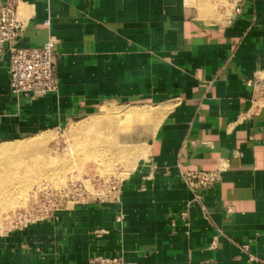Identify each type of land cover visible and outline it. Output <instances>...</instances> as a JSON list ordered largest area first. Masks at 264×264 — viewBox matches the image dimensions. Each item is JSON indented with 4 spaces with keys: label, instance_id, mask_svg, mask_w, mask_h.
Returning a JSON list of instances; mask_svg holds the SVG:
<instances>
[{
    "label": "crops",
    "instance_id": "obj_1",
    "mask_svg": "<svg viewBox=\"0 0 264 264\" xmlns=\"http://www.w3.org/2000/svg\"><path fill=\"white\" fill-rule=\"evenodd\" d=\"M15 2L26 5V27L12 46L54 35L58 89L13 94L5 45L0 140L116 104L153 108L155 118L142 122L146 140L127 142L147 151L122 178L119 203L80 200L1 233L0 264H264V0H228L230 13L210 20L196 0ZM191 170L220 172L199 200L181 176Z\"/></svg>",
    "mask_w": 264,
    "mask_h": 264
},
{
    "label": "rangeland",
    "instance_id": "obj_2",
    "mask_svg": "<svg viewBox=\"0 0 264 264\" xmlns=\"http://www.w3.org/2000/svg\"><path fill=\"white\" fill-rule=\"evenodd\" d=\"M206 1L213 6V10L216 12L213 14V10H211L214 17L217 16L219 10L225 15L230 13L232 3H228V0ZM194 4L197 5V8L199 9L198 13H201L202 11L205 12V9L202 10V3ZM203 12L198 16H203L202 18H205L206 16ZM211 17L207 18V20H210ZM260 89L262 91L264 90V83L261 85ZM111 107L118 108L119 105H111ZM111 118L109 119L110 126L105 134V140L107 141L105 144L106 151L102 154L101 152L97 153L94 151L95 153L92 155H101V161L99 163L95 162L92 156L85 157L80 150H76L74 152L75 154L72 152H66L74 141V138L69 135L68 130L72 127L78 126L81 121L72 123L68 127L66 125L60 129H52L56 138L47 142L45 148L54 153L63 151L64 156L57 160V162H54V165L50 168L52 169L50 172H52L51 174L53 176H51V178L38 179L30 184L27 191L24 192L25 194L22 193L24 195L20 196L21 199L15 201L14 206L9 207L4 204V200H7V198L0 200V234L14 229L13 226L15 225L24 226L25 223L30 222V220L38 219L56 207H61L66 203L70 206L72 205L73 200L80 197L85 198L86 194H90V197H93L98 193L100 194L104 183L109 179L112 180L113 176L120 179L124 178L123 174L126 170L132 169L136 162L140 160L138 158L141 157L143 153H137L133 157L128 155L129 157L126 156L128 159H123L118 155L115 156L111 154L110 151L114 145L119 144L120 139L126 142H141L146 140L148 136L151 135V132L146 125L142 124V122H145L143 120L136 119L128 122L117 120V117L115 116ZM124 131L128 132L120 136V133ZM39 135L40 134L36 136ZM36 136L29 137L27 140ZM14 141L16 140H0V143ZM132 146L142 147L138 144L131 145V147ZM135 158H137L138 161ZM45 167L46 164L44 165V168Z\"/></svg>",
    "mask_w": 264,
    "mask_h": 264
},
{
    "label": "bare ground",
    "instance_id": "obj_3",
    "mask_svg": "<svg viewBox=\"0 0 264 264\" xmlns=\"http://www.w3.org/2000/svg\"><path fill=\"white\" fill-rule=\"evenodd\" d=\"M196 1L197 3H201L205 2L206 0ZM202 4V10L205 9V12L202 11L203 14L205 13V18H210L211 15L212 17H214V13H211L212 9L207 6V3ZM25 6V4L19 3V9L17 8L18 17L20 19L24 17V10H22V7ZM201 13H198V15H201ZM147 109L139 110L135 109L134 107L130 108V106L116 109L110 107L101 108L98 113L89 116L88 118L82 120L80 124H78V126L72 127L68 130L69 135L74 138V141L73 143H71L68 148L69 150H67L66 152H72L73 154H75L74 152L76 150H80L81 152H83V155L85 157L92 156L93 153H95L94 151H96L97 153L101 152V154L104 153L106 151L105 144L107 142L105 140V134L110 126L109 119L115 116L117 117V120L121 121L129 122L136 119H145L147 121L150 120V123L152 122L151 119L155 118V109ZM158 112H161V110H159ZM158 118L159 115L157 116V120H155V123H158ZM53 138H56V135L52 130H48L41 133L39 136H36L29 140H27L26 138L19 139L14 142L0 143V200H4L7 198V200H4V204L9 207L14 206L15 201L17 199H21L20 196L25 194L24 192L27 191L30 184H32L34 181H37L38 179H46L53 176L51 174L52 172H50L52 171V169L50 168H52L54 162H57V160L64 156L63 151L54 153L45 148L47 142H49ZM131 145L136 144L119 142L118 145H114L110 152L115 156L118 155L123 159H128V155H131L133 157L137 153L145 154L147 151V148L144 146L131 147ZM100 156L101 155L96 154L92 157L95 162L99 163L101 161ZM135 159L137 160V158ZM45 164L46 167L44 168ZM130 170L131 169L126 170V172L123 174L124 177Z\"/></svg>",
    "mask_w": 264,
    "mask_h": 264
},
{
    "label": "built area",
    "instance_id": "obj_4",
    "mask_svg": "<svg viewBox=\"0 0 264 264\" xmlns=\"http://www.w3.org/2000/svg\"><path fill=\"white\" fill-rule=\"evenodd\" d=\"M238 1V0H235ZM238 11V7L235 8ZM26 27L23 19L18 17L17 3L15 0H7L0 3V61L4 52L5 45H10L7 72L9 75L10 90L13 94L19 95L22 92L30 93L34 97H42L47 93L58 89V78L55 72V44L54 35H48L46 41L41 46L36 47H14L12 43L17 40L24 32ZM182 179L187 187L192 191L195 200L201 198L200 191L213 185L220 178L218 170L212 171H183ZM116 176L112 180L104 183L102 192L90 197L86 194L85 198L80 197L72 201L76 203L80 200H97L104 202L119 203L121 193V182ZM92 194V193H91ZM56 207L38 221L52 216L57 210L67 206ZM122 215L118 216L120 219ZM180 218L185 225L188 224V212L183 210ZM28 222V223H30ZM28 223H25L27 225ZM24 225V226H25ZM24 226H13L14 229ZM216 243L213 241L211 247ZM84 264H126L120 256L106 257L99 256L88 259Z\"/></svg>",
    "mask_w": 264,
    "mask_h": 264
}]
</instances>
